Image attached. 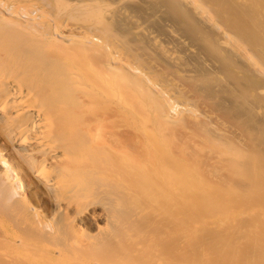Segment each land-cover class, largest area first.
Instances as JSON below:
<instances>
[{"label":"bare ground","instance_id":"6f19581e","mask_svg":"<svg viewBox=\"0 0 264 264\" xmlns=\"http://www.w3.org/2000/svg\"><path fill=\"white\" fill-rule=\"evenodd\" d=\"M0 264H264V0H0Z\"/></svg>","mask_w":264,"mask_h":264}]
</instances>
